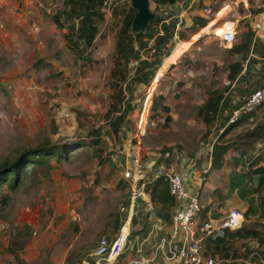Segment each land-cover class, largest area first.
<instances>
[{"label": "rangeland", "instance_id": "374dc122", "mask_svg": "<svg viewBox=\"0 0 264 264\" xmlns=\"http://www.w3.org/2000/svg\"><path fill=\"white\" fill-rule=\"evenodd\" d=\"M68 5L61 0H0V165L41 147L61 145L71 153L65 161L48 159L50 168L39 165L14 189L0 188V225L8 226L10 247L29 237L16 239L17 233L30 231V239L35 237L29 223L37 219L46 220L40 231L55 222L53 245L64 244L67 231L70 241L79 226L85 232L87 249L102 234L112 236L115 220L122 215L119 206L126 196L122 178L127 167L136 158L145 163L166 150L192 153L207 143L211 133L201 106L211 89L226 87L219 81L186 83L183 68L167 69L159 83L160 74L149 87L133 90L134 110L120 131L114 132L111 122L115 116L109 111L116 92L111 76L116 34L123 12L133 1L112 0L109 8H101L103 19L96 20L98 35L90 47L80 43L78 48L72 42L76 41L71 36L73 22L65 20ZM170 5L156 6L147 0L149 13H170ZM55 18L61 19L62 27ZM210 24L211 29L214 23ZM232 25L224 22L215 27V34L219 36ZM154 96L164 97L158 104L169 107L168 115L153 111ZM79 144L83 146L77 149ZM69 203L79 207L75 210L78 221L70 220ZM147 214L144 211V217ZM234 248L242 257L244 247L237 244Z\"/></svg>", "mask_w": 264, "mask_h": 264}, {"label": "crops", "instance_id": "0c3cea01", "mask_svg": "<svg viewBox=\"0 0 264 264\" xmlns=\"http://www.w3.org/2000/svg\"><path fill=\"white\" fill-rule=\"evenodd\" d=\"M61 1L69 4L67 0ZM152 1L156 6L159 3L169 5L157 0ZM178 2L180 5L169 6L170 15L173 16L166 21L173 19L177 22L176 33L169 45V56L163 59L153 82L158 74L160 77L157 83L164 77L163 74L167 69L177 67L187 71L183 74V78L187 79L186 83L219 81L226 87L222 90L217 87L211 89L201 106L203 120L211 133L207 143L204 142L192 153L178 149L166 150L145 163H141L138 158L136 161L140 163L142 172L145 173L150 171L154 164L167 161V156L181 152L183 160L177 165V171L183 178L185 188L191 193L199 194L203 206L198 223H204L208 219H219L220 214L216 211L218 208L222 212L237 210L244 219L240 230L224 231L216 238L208 239L205 256L213 258L216 264H262L264 262V105L256 112L242 116L237 127L231 128L227 122L232 111L240 107L249 94L264 83V0H178ZM218 3H221L220 7L213 11L212 8ZM206 7L211 8L214 16L208 20L204 28H201L199 19H207L204 13ZM194 8L199 9L194 11ZM225 8H227L226 13L218 16ZM65 13L67 15L69 12ZM150 14L154 15V18L157 16V13ZM65 20L68 23L69 18ZM226 21L233 24L236 33L235 42L231 45L223 44L215 34L217 26H222ZM54 22H58L62 27L61 19L55 18ZM72 22L70 21L71 26L77 22L74 26L77 28L78 21L74 19ZM210 23H214L211 29ZM144 30L143 28L137 32L132 31V34ZM179 50L177 58L171 61ZM162 98L164 101L163 96ZM169 113L170 109L165 114ZM122 181L126 196L120 205L128 208V184L123 178ZM151 186L152 184L148 182L143 194L135 201L131 218L127 223L130 231L127 250L113 261V264H130L132 261L141 260L166 233L170 217L166 221L159 205L151 202ZM67 206H69L67 212L70 220L78 221L79 212L75 210L79 211V207H75L73 203ZM144 211L148 213L147 217H144ZM171 211L172 208L169 214ZM123 216L118 215L116 218L119 227L115 228L112 236L109 234L111 238L123 225L126 218L125 215ZM45 223L46 220L39 219L30 221L29 227L34 231L35 237L30 239L29 235L30 240L27 244L14 253L9 251L8 226L0 225V230L4 227L0 232V264H95L96 260L92 253L97 242L94 244V249H87L84 243L85 232L80 226V230L70 241L67 240L69 237L67 231L65 243L53 245L50 239L57 234L56 224L47 223V230H38ZM106 229L103 226L102 232H107ZM49 230H51L50 235H46ZM248 231L257 232L258 235H247ZM28 233L31 234L30 231ZM237 244L244 247L245 252L242 257H239L234 248Z\"/></svg>", "mask_w": 264, "mask_h": 264}, {"label": "trees", "instance_id": "16d2710c", "mask_svg": "<svg viewBox=\"0 0 264 264\" xmlns=\"http://www.w3.org/2000/svg\"><path fill=\"white\" fill-rule=\"evenodd\" d=\"M105 0H67L71 4L70 12L67 13L69 21L76 19L78 26H71L72 41L78 48L80 43L90 47L98 35L96 20H102L103 15L100 9L103 8ZM165 4H157L162 6ZM158 11V10H157ZM136 10L130 6L123 12V19L116 34V50L114 55V67L112 77L115 82L116 92L113 95V102L109 114L115 116L111 122L113 131L118 133L121 125L124 124L127 115L134 110L131 104L133 90L138 87H149L153 82L158 69L164 58L169 56V45H171L173 37L176 33L175 20L166 22L173 15L170 13L157 14L150 20L143 32L132 34V25ZM200 27L204 28L208 20L199 19ZM151 43V45H150ZM127 93V97L125 96ZM131 97V100H130ZM162 96L153 97V111L160 108L164 113H168L169 109L158 104L162 103ZM170 121V118H166ZM240 122V121H239ZM239 122L230 127H237ZM94 142V141H93ZM98 144V142H94ZM79 144L76 148L82 147ZM71 153L64 146H52L51 148H37L34 150H26L11 161H6L0 165V188L4 185L14 189L23 178L29 176L30 172L39 165L50 168L48 159H55L57 162L69 159ZM150 200L152 203L159 205L160 212L168 221L170 210L174 205V200L169 194V188L163 178H159L152 183L150 190ZM118 219L115 221V227L118 228ZM30 234L28 232L17 233L16 239L26 238ZM247 235L257 236V232L248 231ZM27 241L19 243L20 247H10L9 251L14 253L15 250L22 249ZM16 243L12 245H16Z\"/></svg>", "mask_w": 264, "mask_h": 264}, {"label": "built area", "instance_id": "2783aa9c", "mask_svg": "<svg viewBox=\"0 0 264 264\" xmlns=\"http://www.w3.org/2000/svg\"><path fill=\"white\" fill-rule=\"evenodd\" d=\"M111 3L112 0H105L103 8H109ZM204 13L206 16L211 15V8L206 7ZM218 38L225 45L233 44L236 38L233 25L224 30ZM263 105L264 83L249 94L240 107L232 111L227 124L237 123L242 116L256 112ZM181 160H183L181 152H175L167 156V161L154 164L151 170L145 173L142 172V167L136 160L125 170L123 179L128 184L129 206L127 208L120 205L119 213L125 215L126 218L115 236L111 238L109 235L102 234L99 237L92 253L96 260L95 264H113V261L127 250L130 237L127 223L131 218L135 201L143 194L148 182L152 184L159 178L167 182L169 194L174 200L170 224L164 236L158 240L150 253L130 264H216L213 258H208L204 254L207 240L216 238L224 231L240 230L244 222L243 215L237 210L222 212L218 208L216 211L220 214L219 219H208L204 223H198L203 206L199 194L189 192L184 186L183 178L176 168ZM1 230H4V227Z\"/></svg>", "mask_w": 264, "mask_h": 264}, {"label": "water", "instance_id": "95a60500", "mask_svg": "<svg viewBox=\"0 0 264 264\" xmlns=\"http://www.w3.org/2000/svg\"><path fill=\"white\" fill-rule=\"evenodd\" d=\"M133 8L136 10V14L134 16L132 31L137 32L139 29H145L147 23L154 19V15L150 14L147 9V0H132ZM160 2H168L169 4H173L175 0H157Z\"/></svg>", "mask_w": 264, "mask_h": 264}]
</instances>
